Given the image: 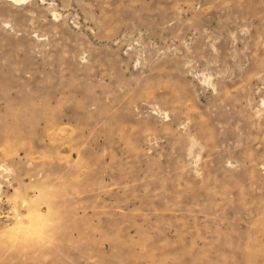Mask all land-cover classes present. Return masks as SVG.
I'll return each mask as SVG.
<instances>
[{"label": "rangeland", "instance_id": "obj_1", "mask_svg": "<svg viewBox=\"0 0 264 264\" xmlns=\"http://www.w3.org/2000/svg\"><path fill=\"white\" fill-rule=\"evenodd\" d=\"M0 264H264V0H0Z\"/></svg>", "mask_w": 264, "mask_h": 264}]
</instances>
